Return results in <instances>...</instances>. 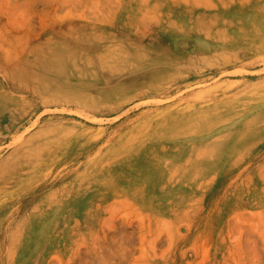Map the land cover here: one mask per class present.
<instances>
[{
  "label": "rangeland",
  "instance_id": "rangeland-1",
  "mask_svg": "<svg viewBox=\"0 0 264 264\" xmlns=\"http://www.w3.org/2000/svg\"><path fill=\"white\" fill-rule=\"evenodd\" d=\"M261 108L264 0H0V264H264Z\"/></svg>",
  "mask_w": 264,
  "mask_h": 264
},
{
  "label": "bare ground",
  "instance_id": "bare-ground-1",
  "mask_svg": "<svg viewBox=\"0 0 264 264\" xmlns=\"http://www.w3.org/2000/svg\"><path fill=\"white\" fill-rule=\"evenodd\" d=\"M244 39V38H243ZM247 39V38H246ZM245 40V39H244ZM240 41V40H239ZM246 41V40H245ZM241 42V41H240ZM244 42V41H243ZM242 43V42H241ZM250 43V42H249ZM249 43H248V45H249ZM231 45V44H230ZM245 46V45H244ZM246 47V46H245ZM81 50V49H80ZM75 52L73 51V50H71V49H66V50H64V54L63 55H57L56 53H55V51H52V50H48L44 55H45V57H43L44 58V62H45V65L44 64H42V66L44 65L45 67H47L48 69V71L50 70V71H55V72H62L63 70H68V72L69 73H77L79 76H81L83 73H86L87 75H89V76H92L91 78L92 79H98L99 78V76H98V74H97V72L95 71V70H92V68H90V67H92L91 65H90V62H85V63H83L81 66H79L76 62H75V60H73L74 58H72V56H74L73 54H74ZM217 53V52H216ZM216 53H214V54H216ZM242 54H243V52H242ZM102 56H103V54L102 53H100L99 54V59L101 60V64L103 65V61H102ZM245 56V55H244ZM249 56V55H248ZM248 56H247V58H248ZM240 58V57H239ZM84 59H85V57H84ZM242 59V58H241ZM246 59V58H245ZM259 59V58H258ZM123 60H127V59H123ZM229 59H227L226 61H228ZM225 61V59H224V62H226ZM233 61V60H232ZM235 61V60H234ZM250 61H251V59H250ZM257 61V60H256ZM259 61H260V59H259ZM82 62V61H81ZM119 62H121V59H118V60H115L114 59V62H112V63H106L104 66H105V68H106V70H107V72L106 73H112L111 74V76L112 77H115V76H118V77H120V74L121 75H123V73H113L114 71H116V70H121L122 68H119V67H121V64L119 63ZM251 63V62H250ZM245 64V63H244ZM227 65H229V64H227ZM239 65V64H238ZM240 65H241V63H240ZM239 65V66H240ZM56 66V67H55ZM232 66V65H231ZM230 66V67H231ZM234 66V65H233ZM243 66V65H242ZM67 67H69V69H67ZM223 67V66H222ZM237 67V66H236ZM244 67V66H243ZM89 68V69H88ZM218 68H220V67H218ZM225 68V67H224ZM223 68V69H224ZM88 69V70H87ZM226 69V68H225ZM87 70V71H86ZM221 70V69H220ZM222 72V71H221ZM50 73H52V72H50ZM115 74V75H114ZM55 78H57V77H55ZM104 78H105V76H104ZM68 79V78H67ZM75 79H77V78H75ZM92 79H90V80H92ZM114 78H112V80H113ZM69 80V79H68ZM78 80V79H77ZM73 81V80H72ZM76 81V80H75ZM85 81V80H84ZM87 81V80H86ZM89 81V80H88ZM9 84V83H8ZM11 84V83H10ZM9 84V85H10ZM12 86V85H11ZM77 86V85H76ZM12 87H14V86H12ZM16 87V86H15ZM167 89V88H166ZM174 89H176V87L174 88ZM9 90V89H8ZM11 91V90H10ZM13 91V90H12ZM20 91V90H19ZM148 91V90H147ZM173 91V90H172ZM145 92V91H144ZM168 92V91H167ZM25 93V92H24ZM148 93V92H147ZM143 95V94H142ZM30 97V96H29ZM35 97V96H34ZM68 100V98H63V99H60V101H67ZM33 101V100H32ZM43 104H45V105H48V104H50V100H44L43 102H42ZM251 108V107H250ZM263 108V107H262ZM262 108H261V110H262ZM103 109V108H102ZM97 110V109H96ZM257 110V109H256ZM252 112V111H251ZM264 110H262L261 111V113L259 114V116H257V117H260L259 119H264ZM256 113H258V112H256ZM252 115V114H251ZM9 117H11V116H9ZM244 117H246L244 114H240L239 116H237V117H235L234 119H232L231 120V122L228 124V126L229 125H231V126H233V128H231V131H233V134H236V132H235V130H237V129H239V134L241 133V130H242V128H241V123H243V122H241V121H243V118ZM16 118V117H15ZM3 119V118H2ZM10 119V118H9ZM10 121H11V119H10ZM17 121V120H16ZM7 122V121H6ZM241 122V123H240ZM255 123V122H254ZM13 124V123H12ZM245 126V125H244ZM242 127H243V124H242ZM10 129V128H9ZM227 131V130H226ZM232 134V135H233ZM181 139H184V138H181ZM196 141V140H195ZM179 143H180V141H178ZM187 142H189V141H187ZM186 142V143H187ZM177 143V142H176ZM189 144V143H188ZM184 146V145H183ZM186 147V146H185ZM204 148H206V147H204ZM197 149V148H196ZM210 149V148H209ZM191 152V151H190ZM201 152V151H200ZM206 155V154H205ZM146 172H148V171H146ZM144 176V175H143ZM143 176H141V177H143ZM207 177V176H206ZM205 177V178H206ZM203 178V177H202ZM188 184V183H187ZM10 217V216H9ZM4 227V226H3ZM1 234H2V232H1ZM4 238H5V236H3ZM1 243V242H0ZM1 248H2V246H1Z\"/></svg>",
  "mask_w": 264,
  "mask_h": 264
}]
</instances>
